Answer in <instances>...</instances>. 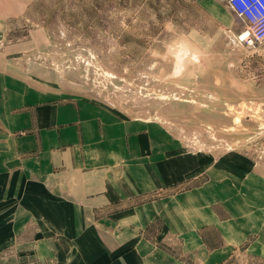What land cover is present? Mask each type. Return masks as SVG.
Masks as SVG:
<instances>
[{
  "label": "rangeland",
  "instance_id": "obj_1",
  "mask_svg": "<svg viewBox=\"0 0 264 264\" xmlns=\"http://www.w3.org/2000/svg\"><path fill=\"white\" fill-rule=\"evenodd\" d=\"M244 26L226 1L0 0V51L37 101L108 109L146 134L163 178L181 179L78 225L101 229L112 208L199 187L248 237L230 264H264V40L241 41ZM14 208L22 220L40 209Z\"/></svg>",
  "mask_w": 264,
  "mask_h": 264
},
{
  "label": "crops",
  "instance_id": "obj_2",
  "mask_svg": "<svg viewBox=\"0 0 264 264\" xmlns=\"http://www.w3.org/2000/svg\"><path fill=\"white\" fill-rule=\"evenodd\" d=\"M5 50L0 51V264L231 263L248 237L236 239L237 225L212 210V199L199 187L112 208L101 217L107 224L101 229L78 225L181 179L163 178V168L147 161L146 134L108 109L37 101ZM22 204L40 209L22 220L14 208ZM3 205L11 206L9 213ZM17 220L35 224L20 229ZM9 222L10 229L4 228ZM212 228L219 245L211 244ZM256 237L264 246V233Z\"/></svg>",
  "mask_w": 264,
  "mask_h": 264
},
{
  "label": "built area",
  "instance_id": "obj_3",
  "mask_svg": "<svg viewBox=\"0 0 264 264\" xmlns=\"http://www.w3.org/2000/svg\"><path fill=\"white\" fill-rule=\"evenodd\" d=\"M235 14L245 26L238 37L253 45L264 40V0H227Z\"/></svg>",
  "mask_w": 264,
  "mask_h": 264
}]
</instances>
